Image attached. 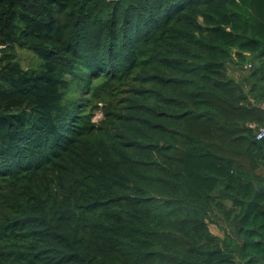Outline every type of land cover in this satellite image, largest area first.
Instances as JSON below:
<instances>
[{
  "label": "trees",
  "instance_id": "16d2710c",
  "mask_svg": "<svg viewBox=\"0 0 264 264\" xmlns=\"http://www.w3.org/2000/svg\"><path fill=\"white\" fill-rule=\"evenodd\" d=\"M263 124L264 0H0V264H264Z\"/></svg>",
  "mask_w": 264,
  "mask_h": 264
},
{
  "label": "rangeland",
  "instance_id": "374dc122",
  "mask_svg": "<svg viewBox=\"0 0 264 264\" xmlns=\"http://www.w3.org/2000/svg\"><path fill=\"white\" fill-rule=\"evenodd\" d=\"M17 53L19 54V57L21 58V61L24 64V66H36L38 64L39 59L32 51L28 49L18 48ZM248 62L249 60H247L244 65H240V64L236 65L233 64L231 61H228L227 63L229 74L233 76L235 79L242 82L247 90L250 87V81L247 78V75L250 70V67L248 66ZM101 117H102V112L100 110H97L93 117V120L97 121ZM210 229L215 234L222 235V231L214 223H210Z\"/></svg>",
  "mask_w": 264,
  "mask_h": 264
},
{
  "label": "built area",
  "instance_id": "2783aa9c",
  "mask_svg": "<svg viewBox=\"0 0 264 264\" xmlns=\"http://www.w3.org/2000/svg\"><path fill=\"white\" fill-rule=\"evenodd\" d=\"M251 64L248 63V66H250ZM254 126V124H252ZM255 138L258 139H262L264 138V124L261 126L256 127V131H255Z\"/></svg>",
  "mask_w": 264,
  "mask_h": 264
},
{
  "label": "crops",
  "instance_id": "0c3cea01",
  "mask_svg": "<svg viewBox=\"0 0 264 264\" xmlns=\"http://www.w3.org/2000/svg\"><path fill=\"white\" fill-rule=\"evenodd\" d=\"M222 234H223V232H222ZM218 235H220V234H218Z\"/></svg>",
  "mask_w": 264,
  "mask_h": 264
},
{
  "label": "water",
  "instance_id": "95a60500",
  "mask_svg": "<svg viewBox=\"0 0 264 264\" xmlns=\"http://www.w3.org/2000/svg\"><path fill=\"white\" fill-rule=\"evenodd\" d=\"M255 140H257L256 138H254Z\"/></svg>",
  "mask_w": 264,
  "mask_h": 264
}]
</instances>
